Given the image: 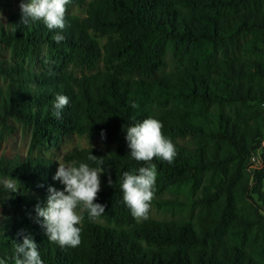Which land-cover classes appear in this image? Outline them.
Listing matches in <instances>:
<instances>
[{"label": "trees", "instance_id": "obj_1", "mask_svg": "<svg viewBox=\"0 0 264 264\" xmlns=\"http://www.w3.org/2000/svg\"><path fill=\"white\" fill-rule=\"evenodd\" d=\"M69 4L85 5V15L66 13L63 30L22 24L21 11L0 20V50L8 52L0 58V134L10 120L30 131L26 156L0 155V181L18 189L0 182V207L36 214L49 187L63 190L53 179L58 163L30 152L78 135L104 149L73 147L63 163L107 170L94 201L105 213L91 220L80 210L75 248L49 242L34 217H0V259L14 264L23 229L43 264H264V0ZM57 95L69 100L60 118ZM147 118L162 123L176 150L171 164L152 161L151 206L186 217L137 221L123 202V173L146 166L130 157L126 130ZM176 191L185 199L162 197Z\"/></svg>", "mask_w": 264, "mask_h": 264}, {"label": "clouds", "instance_id": "obj_2", "mask_svg": "<svg viewBox=\"0 0 264 264\" xmlns=\"http://www.w3.org/2000/svg\"><path fill=\"white\" fill-rule=\"evenodd\" d=\"M69 3L70 0H30L28 3L22 0L21 23L27 25L42 21L49 30H63L66 26V5ZM53 40L59 44L64 37L57 34L53 36ZM68 103L67 96L57 95L53 104V115L60 118ZM131 106L137 107L134 103ZM162 129L160 121L147 118L126 130L125 139L130 149V157L146 165L138 169V174L125 171L120 185L123 202L137 221L148 218L151 201L154 199L157 171L152 161L158 158L171 164L176 156L174 144L163 135ZM101 137L104 138L103 132ZM88 159L96 160L97 157L91 154ZM106 171L103 168H92L87 163H80L78 166L59 164L53 179L63 185V190L49 187L46 205L35 206L36 222L46 229L49 242L61 248H75L81 244V228L77 225L81 224L83 216L77 209L80 208L81 212L87 211L91 220L105 213L106 205L94 201L101 187L100 175ZM108 185H113L110 173ZM3 186L11 192L18 190L11 180L5 181ZM17 235L22 236V241L14 244V264H43L38 244L32 234L21 229ZM0 264H6V261L0 259Z\"/></svg>", "mask_w": 264, "mask_h": 264}, {"label": "rangeland", "instance_id": "obj_3", "mask_svg": "<svg viewBox=\"0 0 264 264\" xmlns=\"http://www.w3.org/2000/svg\"><path fill=\"white\" fill-rule=\"evenodd\" d=\"M0 20L2 22L5 21V18L7 15H9L12 12H18L21 11L20 4L22 0H1L0 1ZM24 3L30 2V0H23ZM85 8L86 6H76V5H66V13L77 16V17H83L85 15ZM105 42L104 38L99 39V43L102 45ZM8 52L5 49L0 50V58H7ZM173 67L172 61L167 57V70H170ZM76 74H79V72L76 70ZM86 73H88L86 71ZM1 81V80H0ZM9 124L11 126L10 132H4L3 135L0 134V155H4L8 158H11L13 156L19 155L21 157H24L28 153L29 148V128L26 126H23L21 123L15 122L13 120L9 121ZM88 146H95L104 149V146L97 141H89L83 136L78 135H71L68 137H65L62 141H60L56 146L52 148H45L44 146H38L31 150L30 154L35 157H47L50 159L55 160L58 165L64 164L63 163V156L73 147H88ZM65 166H68L64 164ZM7 181L6 179L0 181L3 185L4 182ZM164 198H174L178 200H184V194L182 192L176 191V192H166L162 195ZM78 213H80V208L77 209ZM5 216H13L16 218H22L24 216L26 217H34L36 218L35 213H30L26 211H14L9 208H2L0 207V217ZM182 216H188L187 211L183 212H175L174 215H172L169 212H163L156 210L154 206L150 207V211L148 214V217L154 218V219H169V218H177Z\"/></svg>", "mask_w": 264, "mask_h": 264}, {"label": "built area", "instance_id": "obj_4", "mask_svg": "<svg viewBox=\"0 0 264 264\" xmlns=\"http://www.w3.org/2000/svg\"><path fill=\"white\" fill-rule=\"evenodd\" d=\"M264 142V139L262 140V142H261V144H260V148H261V150H262V143ZM259 158V157H258ZM257 158V156H253L252 158H251V162H252V166H253V168L254 167H256V160L258 159Z\"/></svg>", "mask_w": 264, "mask_h": 264}]
</instances>
